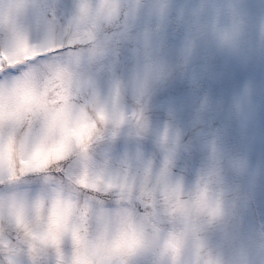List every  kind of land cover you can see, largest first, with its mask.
Instances as JSON below:
<instances>
[{"label": "rangeland", "instance_id": "obj_1", "mask_svg": "<svg viewBox=\"0 0 264 264\" xmlns=\"http://www.w3.org/2000/svg\"><path fill=\"white\" fill-rule=\"evenodd\" d=\"M245 2L256 8L264 0ZM27 3L0 0V31L8 33L9 43L18 34L27 38ZM216 36L223 47L248 57L250 41L225 37L223 31ZM255 47L261 48L260 40ZM36 54L24 44L9 63ZM246 78L258 85L259 102L264 63H250L230 92L243 93ZM0 134L5 138L0 160L11 173L0 179L3 264H264V231L236 236L241 212L251 200L244 189L254 170L248 156H224L218 145L214 150L209 143L203 167L190 178L174 176L171 127L155 126L146 110L124 105L116 92L101 94L75 66L37 71L18 84L0 82ZM121 138H151L163 163L154 168L149 158L138 173H130L125 163L101 189L99 178H93L102 170L98 150ZM68 161L71 178L61 182L58 162ZM25 174H40L54 183L29 197L17 186ZM96 193L118 207L94 208ZM136 203L148 211L138 213Z\"/></svg>", "mask_w": 264, "mask_h": 264}, {"label": "snow or ice", "instance_id": "obj_2", "mask_svg": "<svg viewBox=\"0 0 264 264\" xmlns=\"http://www.w3.org/2000/svg\"><path fill=\"white\" fill-rule=\"evenodd\" d=\"M254 11L264 12V2L253 8L233 0L227 5L216 0H28L27 38L18 34L9 43L8 33L0 31V82L18 84L37 71L75 66L101 94L116 92L124 105L146 110L155 126L171 127L174 176L190 178L203 167L209 143L224 156L250 154L255 166L244 189L251 200L236 230L244 239L256 228L264 231V87L259 102L248 88L239 96L230 92L247 70L248 57L223 47L216 34L242 37ZM260 41L257 56L264 63V26ZM24 44L37 54L9 63ZM4 147L0 134V152ZM149 158L154 168L164 160L151 138L106 143L96 157L102 170L93 178L103 189L125 163L130 173H138ZM58 163L57 178L66 182L72 162ZM10 175L0 160V179ZM49 183L54 182L46 183L40 174H25L17 186L35 197ZM95 196L98 210L118 207L102 193ZM135 207L138 213L148 211L139 203Z\"/></svg>", "mask_w": 264, "mask_h": 264}, {"label": "clouds", "instance_id": "obj_3", "mask_svg": "<svg viewBox=\"0 0 264 264\" xmlns=\"http://www.w3.org/2000/svg\"><path fill=\"white\" fill-rule=\"evenodd\" d=\"M233 2L246 6H251L246 3L245 0H233ZM216 3L220 5H227V3H229V0H216ZM262 26H264V12L254 11L251 17V21L248 25H246L244 34L241 37L242 39L251 42V48L248 51V65L250 63L258 61L257 53L261 51V49L257 50L255 45L257 40H260ZM243 85L251 91L250 98L254 100L258 89V85L256 84L255 80L252 78H246ZM248 159L250 161L251 166L254 167L255 161L253 160L250 154L248 155Z\"/></svg>", "mask_w": 264, "mask_h": 264}]
</instances>
